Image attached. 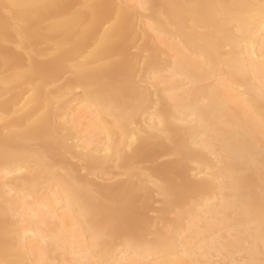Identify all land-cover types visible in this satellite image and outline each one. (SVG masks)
I'll return each mask as SVG.
<instances>
[{
  "label": "bare ground",
  "instance_id": "bare-ground-1",
  "mask_svg": "<svg viewBox=\"0 0 264 264\" xmlns=\"http://www.w3.org/2000/svg\"><path fill=\"white\" fill-rule=\"evenodd\" d=\"M261 4L0 0V264H264Z\"/></svg>",
  "mask_w": 264,
  "mask_h": 264
},
{
  "label": "rangeland",
  "instance_id": "rangeland-1",
  "mask_svg": "<svg viewBox=\"0 0 264 264\" xmlns=\"http://www.w3.org/2000/svg\"><path fill=\"white\" fill-rule=\"evenodd\" d=\"M136 43H138L139 44V41H137ZM136 43H135V45H136ZM136 45V46H138L139 47V45ZM140 44H141V42H140ZM136 46H133V47H131V49H130V51L132 52V53H139L140 55H141V57H140V62L138 63L139 64V66H141L142 67V63H144V58L146 57V54H144L140 49H138V47H136ZM136 47V48H135ZM225 50L227 49V48H224ZM140 50V51H139ZM145 56H144V55ZM144 59V60H143ZM141 64V65H140ZM141 69V68H140ZM138 70V73H137V75H139L140 73L139 72H141V70ZM69 76L70 75H67V74H65L64 75V77L62 76L60 79H58L57 80V82L56 83H54L55 85L54 86H57V85H60V84H62V83H64L65 81V79H67V78H69ZM77 94H80V90H76L75 91ZM0 124H1V121H0ZM31 144V146H33V147H37V143L36 142H32V143H30ZM68 156V155H67ZM71 156V155H70ZM173 156H166V157H162V158H159L157 161L158 162H164V161H169V160H171V158H172ZM71 158H72V156H71ZM175 158H177V157H175ZM174 157L172 158V160L173 159H175ZM67 160H68V164L69 165H73V166H75V167H77V169L79 170L78 172L81 174V175H85V176H87L88 178L90 177H92V174H90L89 173V171H87V170H85V169H83L82 168V163L80 162V161H76V159L74 160V158H73V160L72 159H70V157L68 156L67 157ZM149 165V162H144V163H141V164H139L138 165V167H147ZM195 165V166H194ZM190 167L191 168H193V170H191L192 172L194 171V167H195V171H196V164H190ZM71 170V169H70ZM118 168H117V171L116 170H114V168H111V169H109L108 170V172H110V174L109 175H106L105 174V179L107 180H105V179H100V181H99V179H97L96 181H99L100 183L102 182V183H105V184H111V183H114V182H116V181H123V180H125L126 179V175H124L125 173H122L121 171H122V169H120L119 170V173L121 172L122 173V175L121 174H119V173H117L118 172ZM123 171H124V169H123ZM191 171H190V174H191ZM125 172V171H124ZM194 173V172H193ZM114 174V175H113ZM119 174V175H118ZM107 176V177H106ZM115 178H114V177ZM121 176V177H120ZM194 176V175H193ZM196 176V178H198L197 176H199V175H195ZM110 177V178H109ZM200 177V176H199ZM94 178V177H93ZM92 178V179H93ZM109 178V179H108ZM152 180H154V179H150L149 181H152ZM149 187H151L152 188V192L150 193V208L148 209V216L150 217V218H152V219H155L156 220V227H158V228H160V227H162L163 226V222H161L160 220L162 219V213H161V209L164 207V203L162 202L163 200H164V197L162 196V195H160V193H157L156 191V189H155V187L151 184V185H149ZM154 187V188H153ZM143 193H144V191H143ZM137 206L138 207H140V208H143V200H141V201H139L138 203H137ZM188 207V203H187V205H185V207H184V209L185 208H187ZM167 215H165V217L167 216L169 219H171V218H173L175 215V213L174 212H167L166 213ZM151 230L153 229V227H151L150 228ZM147 237H150V235L149 236H147ZM239 254V253H238ZM237 254V255H238ZM239 255H242V254H239ZM238 257V256H237ZM242 257V256H241ZM240 257V258H241ZM218 257H216L215 259H216V261L218 260L217 259Z\"/></svg>",
  "mask_w": 264,
  "mask_h": 264
},
{
  "label": "snow or ice",
  "instance_id": "snow-or-ice-1",
  "mask_svg": "<svg viewBox=\"0 0 264 264\" xmlns=\"http://www.w3.org/2000/svg\"><path fill=\"white\" fill-rule=\"evenodd\" d=\"M140 9H144L147 7V5L140 4L138 5ZM261 9L262 12H264V0H262L261 4ZM262 32H264V29H262ZM102 102V101H99ZM75 136V143H73V137ZM87 140V137H83L81 139L75 132V130L71 127L68 126L66 131H65V147L68 149H76L79 152L86 153L87 148L84 147V142Z\"/></svg>",
  "mask_w": 264,
  "mask_h": 264
}]
</instances>
